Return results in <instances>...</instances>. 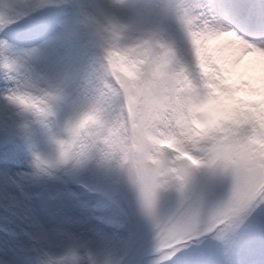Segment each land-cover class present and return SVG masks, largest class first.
Here are the masks:
<instances>
[{"label":"snow or ice","instance_id":"6c2138e0","mask_svg":"<svg viewBox=\"0 0 264 264\" xmlns=\"http://www.w3.org/2000/svg\"><path fill=\"white\" fill-rule=\"evenodd\" d=\"M65 3L66 0H0V50H8L16 56L14 61L5 65L6 69L13 71L28 66L31 70L32 63L42 62L49 70L48 82L53 89L47 99L26 92H15L6 97L11 109H18L0 121V168L4 169L0 179L6 181L9 194L23 193L25 184L21 183V178L26 174L13 171L20 148L27 146L31 150L33 147V125L40 126L45 132L50 131L49 117L55 115V105L65 101L64 84L70 79L64 66L70 53L61 45L54 46L45 41L40 48L17 52L10 47L9 41L22 43L34 34L52 30L55 25L51 21L35 19L31 24L24 22L43 9L60 8ZM198 6L215 23L209 34L228 31L243 38L254 49L264 50V0H207ZM124 7H131V0H110L108 10ZM181 22L193 44L198 43L197 37L201 33L191 31L189 9L184 10ZM128 28V25L113 23V41H119L120 33ZM245 36L249 38L245 39ZM133 51L121 50L113 43L107 50L106 59L113 73L120 70L124 77L123 80L117 78L119 88L112 90L119 104L121 123L126 130L141 138L138 151L157 165L155 174L146 175L144 200L149 211H154L157 192L163 187L157 177L167 172L174 174L182 193L200 180L211 185L231 179L234 187L229 202L207 223L196 221L181 225L172 232L171 242L163 249L153 247L157 259L149 264H167L177 253H180L181 264H264V116L251 112L247 108L250 98L237 91L245 83H255L260 76H249L247 80L237 82L231 69L243 59L228 65L219 55H214L209 62L218 67L211 74L201 70L199 83L192 82L182 71L181 75L185 77L183 86L175 89L170 99L154 85L140 80L135 63L129 60ZM167 55L179 58L174 44L168 47ZM248 57H255V54ZM125 61H128L127 69L123 67ZM197 65L201 66L199 51ZM257 65L261 72L258 60L249 61L248 70L255 72ZM93 91L99 95H93L88 101V114L73 129L76 136L89 123L99 122L97 118L105 94L99 89ZM221 103L226 105L225 115L213 118L209 114L210 107ZM137 105L144 106L146 116L169 110L172 114L165 120L163 128H156L150 120L138 124ZM23 114L32 116L31 124L17 121L15 117ZM147 147L157 153L166 148L172 158H153L147 153ZM67 156L61 145L57 163H65ZM139 163L143 168V161ZM54 166L49 164V167ZM33 178L39 179V175L33 174ZM4 213L5 224L0 226V264H40L32 231L22 226L25 217L7 207ZM27 218L32 222L31 229L47 236L35 215ZM108 264H122V261L112 260Z\"/></svg>","mask_w":264,"mask_h":264},{"label":"clouds","instance_id":"9594fccd","mask_svg":"<svg viewBox=\"0 0 264 264\" xmlns=\"http://www.w3.org/2000/svg\"><path fill=\"white\" fill-rule=\"evenodd\" d=\"M205 2L207 0H131V7L109 11L110 0H66L63 8L68 9V14L57 22L56 37L58 44L70 53L64 60L70 74L64 84L66 99L55 105V115L49 117L50 131H44L49 141L48 149L40 151L25 147L26 170L22 172L26 175L21 178V183L32 186L58 182L65 191L75 183L85 191L96 192L117 204L126 216L142 222L150 232L152 246L161 249L171 242V234L177 227L196 221L207 223L224 207L234 193L231 179L211 185L200 180L182 193L174 174L167 172L157 177L163 187L157 192L154 211H149L144 200L146 175L155 174L157 165L138 151L141 138L126 130L121 123L119 104L112 90L119 88L117 78L123 80L124 77L120 70L114 74L106 59L107 50L113 43L121 50L134 49L129 60L135 63L140 80L154 85L172 99L174 90L183 86L185 77L181 75L182 71L192 82L199 83L201 70L211 74L218 67L209 62L214 55L231 65L255 54L261 64V75L255 83H245L237 91L250 98L247 108L251 112L264 116V50L254 49L243 38L228 31L209 34L215 23L198 6ZM185 9L191 13V31L201 33L195 45L181 22ZM113 23L129 26L116 42L113 41ZM173 28L182 41L178 59L167 55L168 47L173 44L169 30ZM27 50L30 49H16L17 52ZM197 51L201 57L200 67L197 65ZM73 53L76 54L75 62L71 59ZM15 59L13 52L0 50V103L10 106L6 97L15 92L47 99V94L53 91L48 82L47 66L42 62L32 63L31 70L25 66L8 71L5 65ZM123 67L128 68V61ZM95 89L105 94L97 118L99 122L89 123L76 136L73 129L88 114V101L93 95H99L93 91ZM40 106L44 107L43 104ZM12 110L13 113L18 111ZM136 111L139 113L138 124L150 120L156 128H163L165 120L172 114L169 110L146 116L143 105H137ZM225 113L223 103L209 109L213 118ZM15 118L18 122L30 124L33 119L29 114ZM33 127L40 128L38 125ZM61 145L68 153L65 163H57ZM146 151L153 158H172L166 148L162 153L150 147ZM141 160L143 168L139 163ZM49 164L55 166L49 167ZM33 174H38L39 179H34ZM31 223L25 218L22 226L32 231L40 264H108V261L115 260L97 256L86 245L75 241L63 252H57L53 238L58 229L43 225L47 232L45 237L39 230L31 229Z\"/></svg>","mask_w":264,"mask_h":264},{"label":"rangeland","instance_id":"374dc122","mask_svg":"<svg viewBox=\"0 0 264 264\" xmlns=\"http://www.w3.org/2000/svg\"><path fill=\"white\" fill-rule=\"evenodd\" d=\"M67 14L68 9L63 7L46 8L36 13L34 17H29L24 23L31 24L35 19H39L57 24ZM50 31L34 34L30 40L22 43L9 41L10 47L12 49L39 48L44 41H50L56 46L58 44L56 40L58 29L54 28L52 34ZM169 32L177 53L180 55L182 41L174 28L170 29ZM41 37L42 41L39 42ZM71 59L75 62V53L72 54ZM231 71L237 82L238 79L245 81L249 76L259 77L261 75L260 68L257 74L249 73L246 78L235 75L234 67ZM12 111L10 106L0 103V121L5 116L10 115ZM31 143L40 151H45L49 147L47 134L39 127L33 128ZM26 158L25 148L21 146L18 161L13 165V171L22 172L26 170ZM3 171L4 169L0 168V173ZM93 182L103 187L99 182ZM73 196L76 198L74 199ZM5 207L21 217L27 218L28 215H35L41 224L48 227L55 226L58 231L54 235L53 245L57 252H63L75 241L86 245L97 256L111 257L122 261V264H149L151 260L157 259L153 255L150 232L142 222L131 216H126L121 208L110 200L90 196L78 184H71L68 191H65L58 182L25 185L23 193L17 191L9 194L6 181L0 179V226L5 224ZM29 208L31 209L30 213ZM139 222L142 223L140 235L143 233L144 236L135 247L134 232L138 229ZM133 254L136 255L135 258ZM179 257L180 253H177L167 264H181Z\"/></svg>","mask_w":264,"mask_h":264},{"label":"bare ground","instance_id":"6f19581e","mask_svg":"<svg viewBox=\"0 0 264 264\" xmlns=\"http://www.w3.org/2000/svg\"><path fill=\"white\" fill-rule=\"evenodd\" d=\"M257 60L255 57H245L239 65H234L235 75L239 76L240 78H246L249 73L257 74L260 67L255 72H250L248 70L249 61ZM242 81V79H238V82Z\"/></svg>","mask_w":264,"mask_h":264}]
</instances>
